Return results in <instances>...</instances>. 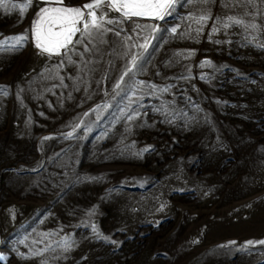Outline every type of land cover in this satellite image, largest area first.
Listing matches in <instances>:
<instances>
[{
  "label": "rangeland",
  "instance_id": "374dc122",
  "mask_svg": "<svg viewBox=\"0 0 264 264\" xmlns=\"http://www.w3.org/2000/svg\"><path fill=\"white\" fill-rule=\"evenodd\" d=\"M25 2L0 8V40L27 29L35 0L11 8ZM103 27L70 53L86 83L72 102L42 94L62 61L29 41L0 52L6 264H264V244L244 248L264 240V0H176L163 20Z\"/></svg>",
  "mask_w": 264,
  "mask_h": 264
},
{
  "label": "snow or ice",
  "instance_id": "6c2138e0",
  "mask_svg": "<svg viewBox=\"0 0 264 264\" xmlns=\"http://www.w3.org/2000/svg\"><path fill=\"white\" fill-rule=\"evenodd\" d=\"M34 0H26L22 4H11L13 10H19L21 18L25 15L28 8L32 6ZM45 4L44 7L36 13L35 18L32 21L30 29H26L23 33H18L10 36L4 37L0 40V52H16L21 50L26 43L29 41V32L31 34V40L35 47L40 51L41 54H47L51 56L64 55L68 58L69 63H72L69 51H75L74 44L82 43L84 39L89 38L95 32L103 34L111 29H105L104 24H118L123 23L125 20H131L133 17L137 18H151L163 20L166 16L171 15L176 0H91V2L83 5V9L87 10V18H85V11L81 7H66L63 6V0H42ZM202 2H207V0H202ZM9 0H0V8H4L8 11ZM107 5L108 12H102L99 16L97 15V10L101 9L103 5ZM115 11L120 13L121 19H111L109 18V13ZM210 17L207 15H201L197 23L203 24L205 21L209 20ZM232 19V18H229ZM234 23L240 24L242 21L235 20ZM82 25V27L78 26ZM230 25L225 24L224 27H229ZM139 27V25H138ZM255 27V25H252ZM159 29L153 27L152 32L155 33ZM120 31H123L121 29ZM120 31L115 34L120 35ZM173 33L176 29H171ZM216 29H213L215 32ZM80 34V39L74 41V37ZM154 38V37H153ZM131 39V37H128ZM220 43V41H216ZM141 47L147 52L150 47V41L146 40ZM84 51H88L87 45L84 46ZM191 53H189L190 55ZM143 54L141 56L133 57V68L129 69L125 73V76H129L133 70L142 67ZM202 65L211 66V61L205 60L201 62ZM62 66V65H61ZM125 76L120 79L124 81ZM202 79L206 78L204 76ZM120 87V84H117ZM7 86H0V95L6 94ZM167 91V89H164ZM138 115V113H137ZM135 116H129V120L135 119ZM76 127H80L77 125ZM72 133H68L71 136ZM47 139V138H45ZM151 150V146L146 147L138 153L137 155H142L143 152H148ZM92 231L95 233L96 228L93 225ZM98 238H101L98 236ZM105 242H109L107 237H102ZM111 243H117L116 241H110ZM74 241L65 239V251L70 250ZM229 244H235V241L228 242ZM254 244H264V240L259 241H246L244 248L247 249L249 245ZM225 247V245L219 246ZM38 254V253H34Z\"/></svg>",
  "mask_w": 264,
  "mask_h": 264
},
{
  "label": "crops",
  "instance_id": "0c3cea01",
  "mask_svg": "<svg viewBox=\"0 0 264 264\" xmlns=\"http://www.w3.org/2000/svg\"><path fill=\"white\" fill-rule=\"evenodd\" d=\"M91 2V0H63V6L66 7H81L83 11H85V18H87V10L83 9V5L86 3ZM45 4L42 2V0H35L33 8L30 12V16H29V20H28V27L27 29H30L31 24L33 19L36 16V13L40 10V8L44 7ZM105 8H107V5H103ZM113 15L118 18L121 19L120 17V13L112 11ZM158 19H151V18H137V17H133L131 20H127V21H140V22H154ZM80 27H82V25H78ZM108 29V28H107ZM80 34L77 33V35L73 38L74 41L77 40L78 36ZM29 42L32 46V48L34 49V51H36L39 55H41L42 57H44L45 59H49V60H57L58 62L62 61L63 66L59 67L58 66V70L55 74V76H49L53 81H50V83L48 84V89H43L42 90V94L44 96H46L49 101H52V99H56L58 96L63 97H67V101L72 102L74 100L73 96H74V91L75 88H77L79 85L84 86L86 85V83L84 84V82H78L76 79V76L74 74L75 70H72V66H74L73 62H77L78 60V55L77 54H70L72 50L69 51V55L71 56L72 59V63H69L68 58L66 56H64L63 54L60 56H51L49 57L47 54H41L40 51L35 47L34 43L31 40V34L29 32ZM73 47V46H71ZM67 66V67H65ZM91 86H95V84H88V87ZM66 87V88H64ZM89 95H91V93H89ZM65 99V98H64ZM62 99V100H64ZM97 103V98L95 96V94L93 93L92 99L90 98L88 100V103L85 104L84 106L81 107H77L75 109L78 110H86V109H90L92 106ZM7 190V189H6ZM7 204H4L2 201H0V217H4L8 215L7 212ZM3 207V209H2ZM1 220L3 221H8L7 219L1 218ZM2 249L0 248V259L4 258L2 255ZM9 259V256H8ZM1 264V263H0Z\"/></svg>",
  "mask_w": 264,
  "mask_h": 264
},
{
  "label": "water",
  "instance_id": "95a60500",
  "mask_svg": "<svg viewBox=\"0 0 264 264\" xmlns=\"http://www.w3.org/2000/svg\"><path fill=\"white\" fill-rule=\"evenodd\" d=\"M2 250H3L2 255H3L4 259H0V263L6 264L8 256H10V252L7 249H2Z\"/></svg>",
  "mask_w": 264,
  "mask_h": 264
},
{
  "label": "bare ground",
  "instance_id": "6f19581e",
  "mask_svg": "<svg viewBox=\"0 0 264 264\" xmlns=\"http://www.w3.org/2000/svg\"><path fill=\"white\" fill-rule=\"evenodd\" d=\"M1 251H3V250H1Z\"/></svg>",
  "mask_w": 264,
  "mask_h": 264
}]
</instances>
